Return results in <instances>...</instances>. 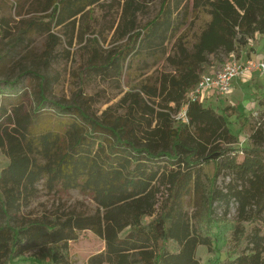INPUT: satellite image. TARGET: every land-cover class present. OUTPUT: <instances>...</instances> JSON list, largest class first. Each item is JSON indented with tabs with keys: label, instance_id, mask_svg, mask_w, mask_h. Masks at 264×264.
<instances>
[{
	"label": "trees",
	"instance_id": "1",
	"mask_svg": "<svg viewBox=\"0 0 264 264\" xmlns=\"http://www.w3.org/2000/svg\"><path fill=\"white\" fill-rule=\"evenodd\" d=\"M103 1L35 0L45 14L30 18L24 31L53 37L54 24L73 32ZM140 8L123 0L125 15ZM199 11L209 18L189 47L185 33ZM257 35L264 36V0H159L152 18L120 32L123 45L102 55L98 39H87L86 70L103 79L119 80L134 59L149 69L164 57L173 71L160 73L153 85L140 83L99 115L83 103L55 102L52 112L44 110L45 77L32 110L15 92L3 96L16 101L0 105V150L7 159L0 170V264H42L39 252H49V264H73L69 242L83 231L104 243L88 264H201L197 248L214 250L227 232L233 250L223 264H264V114L250 118L230 104L219 112L190 101L187 121L175 119L208 56L239 55ZM230 116L248 128L249 147H229L238 142ZM223 172L228 181L218 187ZM39 185L89 194L96 208L26 218L22 210ZM191 197L197 199L192 213L186 208ZM215 202L225 206L220 217ZM232 202L236 215L227 230Z\"/></svg>",
	"mask_w": 264,
	"mask_h": 264
},
{
	"label": "rangeland",
	"instance_id": "2",
	"mask_svg": "<svg viewBox=\"0 0 264 264\" xmlns=\"http://www.w3.org/2000/svg\"><path fill=\"white\" fill-rule=\"evenodd\" d=\"M136 1L141 6L140 10L125 15L122 10L123 0H105L94 6L92 12L80 20V23L77 22L73 32L69 27H55L53 24L50 30L53 37H49L48 33L24 31L30 18L40 19L43 17L41 15L45 14L38 12L41 6L35 3V0H0V105L8 106L9 103L15 102L16 100L11 97H3L15 92L20 95L27 110L34 109L35 94L45 77L49 84L45 93L47 103L44 105V110L52 112L54 109L52 103L55 102L75 107L83 103L91 115H99L109 105L115 104L125 92L137 90L140 83L153 85L160 73L172 72L173 67L164 57L149 69H139L140 61L134 59L125 67L117 81L94 76L86 70L89 37L95 36L98 39V49L104 55L107 50L125 43L126 37L120 36L121 31L129 29L132 25L141 26L158 10L159 0ZM208 18L204 12H198L191 28L185 33L189 47ZM117 27H120L119 32ZM174 40L173 38L167 43L169 54L172 53ZM263 49L264 37H254L246 46L240 48L239 56L250 57L256 53H264ZM230 56L221 53L208 56V62L203 66V73H211L219 69ZM86 98L89 100L86 101ZM208 99L203 105L219 112L222 107L231 103L230 105L235 106L239 114H245L250 118L260 117L264 114V82L255 76L251 80L236 83L225 96ZM256 101H259L257 107ZM120 108L116 107L118 113L122 114L123 110ZM254 109L258 113L257 116H252ZM228 120L230 131L238 133V142L229 147L233 149L249 147V140L241 144L239 142L246 137L248 128L241 129L240 119L235 116L228 117ZM162 159L165 160V158L160 160ZM236 159L241 161L242 155L237 154ZM6 163L7 159L0 150V170ZM227 181L228 178L223 172L218 178V187H223ZM39 187L37 195L22 210L26 218L51 217L58 212L70 210L90 213L96 208L89 194L78 190L48 192L42 185ZM196 207V197L187 199L186 208L190 213ZM224 209L223 203H214L216 217H220ZM235 215L236 205L232 202L228 208V222L224 225L227 230L232 227L231 221ZM103 247V241L92 232H80L78 240L69 242L71 261L73 264H88V258L101 251ZM232 250L233 240L227 232L214 250L209 251L206 247L199 246L196 257L201 264H223ZM37 256L42 264H49V252H39Z\"/></svg>",
	"mask_w": 264,
	"mask_h": 264
},
{
	"label": "built area",
	"instance_id": "3",
	"mask_svg": "<svg viewBox=\"0 0 264 264\" xmlns=\"http://www.w3.org/2000/svg\"><path fill=\"white\" fill-rule=\"evenodd\" d=\"M230 55V58L222 63L219 69L200 75L197 83L186 95V100L175 117L182 121H187L186 105L190 101H200L203 104L209 97H222L227 95L233 88V82L235 80L243 82L251 80L256 75H264V55L259 56L255 54L250 57L239 56L235 53ZM257 105L258 101H256V107ZM255 109L252 112L253 116L257 114ZM245 140L246 137L240 139V144ZM238 154H241V151Z\"/></svg>",
	"mask_w": 264,
	"mask_h": 264
},
{
	"label": "crops",
	"instance_id": "4",
	"mask_svg": "<svg viewBox=\"0 0 264 264\" xmlns=\"http://www.w3.org/2000/svg\"><path fill=\"white\" fill-rule=\"evenodd\" d=\"M255 37H258V35L257 36H255ZM259 37H264V36H259ZM251 42V41H250ZM260 48H261V46H259ZM264 50V49H263ZM257 55H259V56H263L264 55V53L263 52H261V53H256ZM258 75H256V77H257ZM258 78L259 79H261V80H263V82H264V75H261V76H258ZM236 83H240V81L239 80H235L234 82H233V86L235 87V84ZM231 104V103H230Z\"/></svg>",
	"mask_w": 264,
	"mask_h": 264
},
{
	"label": "water",
	"instance_id": "5",
	"mask_svg": "<svg viewBox=\"0 0 264 264\" xmlns=\"http://www.w3.org/2000/svg\"><path fill=\"white\" fill-rule=\"evenodd\" d=\"M219 155H220V152H216V153H213L212 155H210V158L216 159Z\"/></svg>",
	"mask_w": 264,
	"mask_h": 264
}]
</instances>
